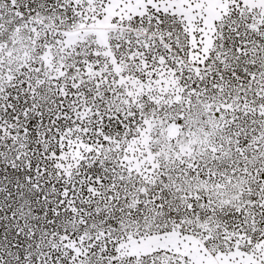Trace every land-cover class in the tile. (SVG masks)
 <instances>
[{
	"label": "snow or ice",
	"instance_id": "6c2138e0",
	"mask_svg": "<svg viewBox=\"0 0 264 264\" xmlns=\"http://www.w3.org/2000/svg\"><path fill=\"white\" fill-rule=\"evenodd\" d=\"M0 264H264V0H0Z\"/></svg>",
	"mask_w": 264,
	"mask_h": 264
}]
</instances>
